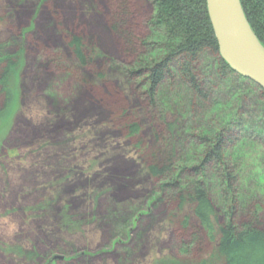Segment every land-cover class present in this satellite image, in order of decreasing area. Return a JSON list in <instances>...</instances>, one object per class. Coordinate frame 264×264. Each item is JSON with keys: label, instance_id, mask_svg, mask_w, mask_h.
Segmentation results:
<instances>
[{"label": "trees", "instance_id": "trees-1", "mask_svg": "<svg viewBox=\"0 0 264 264\" xmlns=\"http://www.w3.org/2000/svg\"><path fill=\"white\" fill-rule=\"evenodd\" d=\"M35 1L38 0H19L18 5L20 7L21 4ZM104 1L110 11L107 18L111 33L118 37L124 55L131 61L122 67L108 65L107 68L111 69L108 74L112 81L117 78L122 80L125 91H130L142 103L153 126L154 147L147 149L143 140L135 146L139 155L144 156L141 171L130 162L110 168V162L104 175H97L93 181L100 184V190L95 193V204L100 205L101 200L103 202L106 198L107 205L113 201L118 209L112 207L114 209L105 217L97 212L93 215L94 221L97 219L102 222V226L110 228L114 238L125 239L133 223L141 221L142 215L139 213L146 211L147 205L151 208L164 206L165 226L181 225L182 229L179 228L182 235L184 232L191 233L189 243L180 245L185 258L191 257L196 248L198 254L201 253L203 242L211 246L209 256L203 261L186 260L183 264H264V224L255 211L259 195L252 191L249 163L253 154L256 155L255 158L259 154L264 156V141L261 140L264 137L255 142L249 139L238 141L232 133L233 126L241 127L243 124L244 132L250 134L256 129L259 135L264 136V91L234 73L221 58L206 0H151V33L143 41L137 32L135 16L139 5L136 7L133 0ZM240 1L250 26L264 46V0ZM95 2L94 8L87 5L84 8L82 14H85V24H90L85 18L96 20L98 14L103 17L106 14L103 15L105 10L98 5L97 0ZM75 8H78L76 2ZM62 34L69 41L67 45L75 65L65 68L66 62L58 55L52 57L50 66L62 71V78L67 79L71 75L77 77L83 89L82 97L88 96L89 99L92 95L90 91L96 93L93 88H97V85L106 88L111 81L107 79V70L96 73L98 69L95 60L104 57L87 43L85 37L69 34L64 30ZM153 36L159 40L157 43L151 42ZM21 51L23 58L25 52ZM15 62L4 52L3 55L0 54L1 114L20 98L17 90L13 89L11 80L16 77L18 86L21 85L24 59L20 69H17ZM80 69H91L95 82H91L89 75L87 79L77 75ZM90 100L92 102H87L99 108V103L94 101L95 97ZM104 110L103 114H99L97 109L85 110L82 116H92L94 120L98 116L104 118L108 114V110ZM137 112H128L127 108H123L114 114V120L108 125L111 130L118 128L124 131L127 139H138L142 129L134 120L140 116ZM96 125L89 126L95 128ZM58 127L60 123L55 125V128ZM33 133L36 134L37 130ZM85 138L83 135L79 139L70 138L67 142L86 140ZM65 150V155L69 156H64V159L71 161L76 150L73 147L71 151L67 148ZM55 151L53 153L59 155ZM91 157L88 159L87 155L82 156V160L86 158L85 173L91 176L90 179L96 174L95 167L100 163ZM75 165L72 163L65 170L63 182L68 188L61 186V182L57 183V188L51 187V191L56 192L55 199H45L28 209L27 215L34 227L29 232L31 236L36 233V229L41 234L47 230L51 234L46 235L51 240L54 236L51 231L57 223L60 233L68 231L75 235L79 232L83 238L81 229L85 224L76 219L83 218L84 215L69 212L76 204V201H71L72 194L69 191L77 187L76 190L84 193V189L80 190L84 182H79ZM116 171L121 173H116L120 180L111 176ZM101 184L104 188L107 187L105 191H102ZM59 190H65L69 197L58 196ZM38 192H44L41 185ZM59 197L69 200V207L64 210L55 209L61 202ZM126 209L130 211H124ZM22 210L26 211L25 208ZM149 219L150 226L139 234V243H146L144 234L156 221L154 215ZM153 228L157 229L155 226ZM115 245L117 248L118 243L115 242ZM20 251L23 252L22 249ZM37 251L33 248L30 254L23 252L22 256L35 260L39 257ZM128 255L122 257L126 258ZM75 259L84 261L89 257L77 255ZM56 261L49 258L46 264H55Z\"/></svg>", "mask_w": 264, "mask_h": 264}, {"label": "rangeland", "instance_id": "rangeland-1", "mask_svg": "<svg viewBox=\"0 0 264 264\" xmlns=\"http://www.w3.org/2000/svg\"><path fill=\"white\" fill-rule=\"evenodd\" d=\"M18 1L0 0V54L3 55L4 52L12 57L13 61H16L17 69L21 68L24 59L21 85L18 86L16 77H12L11 80V85L15 91L17 90L20 98L15 100L4 114L0 112V264H46L49 258H57L55 264L72 262L76 264V261L77 264H183L186 260V262L191 260L201 262L206 259L211 252V246L206 242H203L201 253L198 254L199 251L196 248L193 249L191 257L185 258L182 255L180 245L189 243L191 233L184 232L182 235L181 225L165 226L166 209L164 206L151 208L147 205L146 211L139 213L142 215L141 221L133 223L125 239L114 238L110 228H105L101 225L102 222L93 219V215L97 212H99L98 215L105 217L114 209L112 207L118 209V205L113 204V201L107 205L106 198L103 202L101 200L100 205L95 204V193L100 190V184L93 181L98 177L97 175H104L110 162L112 163L108 165L110 168L130 162L141 171L144 156L139 155L135 146L143 140L144 147L147 149L154 147L153 126L145 114L142 103L130 91H125L122 80L117 78L112 81L111 75L108 74V71H111L110 67L107 68L108 65L115 64L122 67L131 61L124 55L118 37L111 33L107 18L108 15L110 16V11L106 2L97 0L98 5L105 10L103 15L105 13L107 15L103 17L98 14V20L85 18L90 22V24H85V14H82L84 8L86 5L92 8L96 5V0H63L64 2L62 0H38L21 4L20 7ZM75 2L78 5L77 9ZM133 2L136 7L139 5L135 16L137 32L143 41L151 33L149 26L153 16L151 0H133ZM61 30L85 37L87 43L104 57L95 60L98 69L95 68V70L96 73L107 70V79L111 81L108 82L106 88L102 85L93 88L91 85L96 93L93 94L90 89L92 95L89 99L88 96L82 97L83 89L77 77L71 75L67 79L62 78V71L54 70V67L50 66L52 57L58 55H61L66 62L65 68L69 69L70 66L75 65L67 45L69 41ZM158 37L160 38L159 35ZM150 40L154 43L159 41L154 36ZM21 50L25 52L23 58ZM77 75L86 79L89 75L91 82H95L91 69L89 71L80 69ZM94 97L96 98L94 101L99 103V108L87 102ZM2 108L0 100V111ZM123 108H127L128 112L138 111L140 115L139 117L134 116V120L140 124L142 129L138 139H127L124 131L118 128L111 130L108 125L115 117L114 114ZM96 109L99 110V114H103L106 111L104 109H107L108 114L104 118L98 116L96 120L92 116H82L83 111H95ZM57 123H60V127L55 128ZM90 124L97 125L91 128ZM237 126H233L232 133L238 141L249 139L255 142L264 137L259 135L256 129L252 128L249 134L243 130L245 125ZM34 130H37L36 134L33 133ZM83 135L86 140L67 142L70 138L79 139ZM261 140L264 141V139ZM91 143L93 144L90 145ZM72 147L76 150L75 156L71 161L64 159V156H69L65 155V149L71 151ZM55 150L59 155L53 153L56 152ZM86 155L88 159L92 156V159L100 161L95 167V177L92 176L91 179V176L85 173L86 158L82 160V156L86 157ZM255 156L253 154L251 161L249 160L251 166V178H249L252 182V191L259 195L255 211L264 224V156L262 154L257 155L256 158ZM66 163L69 165L67 166ZM72 163L76 164L74 167L79 182H84L83 185L81 184L83 188L80 189H84V193L76 190L77 187L69 191L72 194H69L71 201H76L75 206L71 207L69 212L84 215L83 218L76 219L85 224L81 229L83 238L79 232L75 235L68 231L61 232V234L57 223L54 225L55 229L51 231L54 233L51 240L47 236L51 233L47 230L41 234L36 229V233L31 236L29 232H32L34 227L27 215L28 209L37 206L45 199H55L56 192L51 191V187L57 188V183L61 182V186L68 188L65 187L63 180H65V170ZM116 173L117 171L115 175L110 174L120 180V176H116ZM120 174L117 173V175ZM40 185L44 192H38ZM106 188L102 186V191ZM57 194L60 197L68 196L65 190H59ZM82 197L84 199H81ZM59 200L61 202L55 209L64 210L69 200L65 201L62 198ZM23 208L26 211H23ZM124 211L129 212L130 209ZM151 215L155 216L156 221L144 234L143 239L146 243H139V234L141 235L142 231L150 226L149 217ZM115 242L118 243V249ZM33 248L37 249V254H39L35 260L22 256L23 252L30 254ZM77 255L87 256L89 259L78 261L77 259L81 257L75 259ZM124 255L128 256L123 258Z\"/></svg>", "mask_w": 264, "mask_h": 264}, {"label": "water", "instance_id": "water-1", "mask_svg": "<svg viewBox=\"0 0 264 264\" xmlns=\"http://www.w3.org/2000/svg\"><path fill=\"white\" fill-rule=\"evenodd\" d=\"M206 4L221 58L234 73L264 91V46L250 26L241 1L206 0Z\"/></svg>", "mask_w": 264, "mask_h": 264}]
</instances>
